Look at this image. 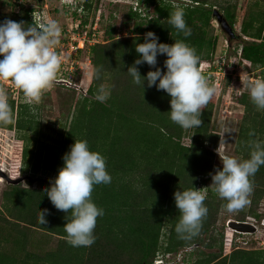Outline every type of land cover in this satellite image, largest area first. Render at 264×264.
<instances>
[{"label":"trees","instance_id":"obj_1","mask_svg":"<svg viewBox=\"0 0 264 264\" xmlns=\"http://www.w3.org/2000/svg\"><path fill=\"white\" fill-rule=\"evenodd\" d=\"M77 1L78 8L90 12L93 1L98 4L100 0ZM137 1L145 10L151 7L152 14L142 17L130 8L125 15L126 24L134 22L130 35L114 36L115 28L108 26L106 40L91 47L92 77L87 96L76 99L69 127L56 144L41 145L43 148L33 156L28 144L40 131L36 116L20 102L19 89V101L10 95L6 98L9 122L0 121V129L23 132L15 141L16 158L21 159L22 167L9 176L15 179L30 173L31 179L39 180L35 189L17 185L3 193L2 211L6 215L0 217V264H155L158 257L194 246L191 264H264V250L240 249L233 245L234 232L225 229L223 233L216 228L226 201L218 198L214 189L206 191L204 205L208 211L199 233L190 240L177 234L180 212L175 208L174 192L192 187L198 190L201 179L211 180L210 174L221 168L214 163L212 151L219 143V134L211 126L213 103L202 109L203 123L198 128L182 129L169 119L170 97L155 87L148 88L146 83L143 89L136 86L126 73L139 58L135 46L144 42L147 32L155 33L160 43L183 40L200 57L198 70H212L213 59L223 54L218 51V37L214 35L213 9L219 10L233 28L238 5L233 0ZM177 5L184 9V19L191 29L188 37L168 23ZM241 11L240 32L230 43H238L244 68L259 71L264 79V0H247ZM32 13V9L20 5L16 13H0V22L11 19L36 25ZM86 24L85 17L82 25ZM165 59L157 57V67L162 71ZM138 67L142 77L155 70L147 64ZM101 90L109 93L104 102L96 99ZM236 101L243 107V115L234 153L243 160L249 158L252 141L264 143V110L256 108L248 92ZM250 132L255 135L250 136ZM188 136L190 144L186 146L182 141ZM74 140H87L90 150L105 158L111 176V183L94 186L92 192V201L104 215L97 218L95 243L90 247L67 243L63 226L71 214L65 216L55 209L44 191L63 166L62 157ZM41 172L49 179L37 178ZM249 179L250 206L247 213L235 216L236 221L260 218L256 206L264 198V166ZM43 209L49 212L46 225L38 222L36 212ZM35 233L42 238L36 239ZM53 239L55 245L44 248L45 242Z\"/></svg>","mask_w":264,"mask_h":264},{"label":"clouds","instance_id":"obj_2","mask_svg":"<svg viewBox=\"0 0 264 264\" xmlns=\"http://www.w3.org/2000/svg\"><path fill=\"white\" fill-rule=\"evenodd\" d=\"M184 16V9L177 5L168 17V23L177 33L188 37L191 29ZM61 35V26L54 19L39 26L11 19L0 22V80L11 79L26 102L39 103L44 90L52 86L65 58L56 50ZM143 41L135 46L139 58L128 67L127 75L136 86L143 89L146 83L148 88L155 87L170 97L168 113L173 123L185 130L198 128L203 123L200 118L202 109L212 99L215 90L198 70L200 57L196 50L183 40L160 43L153 32L145 33ZM158 56L166 57L163 62L165 71L157 67ZM143 64L155 70L142 77L138 66ZM96 72L98 74L99 69ZM245 81L250 101L258 110H264V79L245 77ZM108 95L101 90L96 99L104 102ZM0 121L9 122V107L3 90H0ZM250 147L248 159L224 156L220 160L222 167L210 174L211 186L218 198L226 201L224 207L229 213L249 203L248 196L252 192L249 178L264 166V143L252 141ZM62 160L63 166L44 191L55 209L65 216L71 214L63 226L67 243L72 247H90L95 243L97 218L104 215L103 209L92 201V192L94 186L111 183V176L106 170L105 158L91 151L87 140H74ZM173 198L175 208L180 212L175 231L183 239L190 240L199 233L202 218L207 215L206 193L192 187L175 191ZM36 212L38 222L46 225L48 209Z\"/></svg>","mask_w":264,"mask_h":264},{"label":"rangeland","instance_id":"obj_3","mask_svg":"<svg viewBox=\"0 0 264 264\" xmlns=\"http://www.w3.org/2000/svg\"><path fill=\"white\" fill-rule=\"evenodd\" d=\"M78 2L77 0H0V13H16L18 7L23 5L25 8L32 9L35 12L34 18L38 25L46 23L49 19H54L59 23L62 29L60 44L57 46L56 50L60 55H62L63 52L62 57L65 58L61 61L56 79L52 86L44 90L39 103L26 102L23 94L20 98V102L28 105L30 112L35 114L36 121L40 126V131L37 135L33 136L32 142L28 144L33 156H36L35 154H37L41 145L50 147L56 144V142L61 139L63 132L68 129L74 113L75 101L76 99L87 96L86 91L91 82L92 65L90 63V49L94 44L102 43L106 40L105 31L108 26H113L115 28L114 36L126 37L130 35V31L134 25V22L125 23V15L130 8H132L133 11L139 12L142 17L145 16L146 13L152 14L151 7L145 10V7L139 4L137 0H100L98 4H96V1H93L90 12L78 8ZM232 2H236L238 5L236 24L233 27L235 34L238 35L243 18L241 9L246 4L247 0H233ZM74 13H76V15H74ZM85 17L87 18V24L82 25V21ZM212 25L214 28V35L218 37V51L223 53L218 55L217 58L222 56L229 58L232 65H234V69L231 73L237 77L235 83L239 84L242 82L239 76L244 77L246 74L248 75L249 70L237 64L239 62L240 51L238 43L236 41L232 43L227 41V37L221 31L215 19ZM249 73H252L253 76L251 77L253 79H258V77H260L259 71ZM225 78L226 80L223 79L221 81L219 88H216L214 92L215 98L209 101V103H213L211 126L215 133L219 134V143L217 147L212 150L215 156L214 163L219 167H222L220 160L222 161L224 156L238 159L234 153V145L238 123L243 115V107L236 101L239 96H235V94L231 93L227 86L229 77L225 76ZM260 79L262 78L260 77ZM59 81L61 82L58 83ZM243 81H245V78H243ZM64 82L72 86L81 87L85 93L80 92L78 89ZM0 90H3L6 98L10 95L11 99L19 101L18 89L12 83L11 79L7 81L0 80ZM245 91H247V88ZM22 134L23 132L15 133L13 131L0 129V171L2 170L1 172L8 176L11 172L19 171L22 167L21 159L16 158L17 150L15 148V141ZM182 142L184 145L189 146V136L184 138ZM39 175L40 176H37V178L43 180L49 179L47 176L42 175V172L39 173ZM27 176H30V173H28ZM52 179L51 177V180ZM29 183L31 185H27V182H23L20 185L26 189L36 188L37 182ZM9 186L10 185L0 177V217L1 215H6L5 212L2 211L3 193L8 190ZM199 189L204 193H206L207 189L212 190L211 180H207L206 178L201 179L198 190ZM250 197L251 194L248 196L249 201ZM249 206L248 203L242 209L232 213L223 210L221 214H219L216 228L224 233L225 229H228V222L235 220V216L241 212L247 213ZM256 208V213L260 217L259 219H255L253 223L258 227L257 233L253 235H240L235 233L236 236L232 237L233 245L240 249L264 250V198L259 200ZM34 237L36 239L42 238L39 233H35ZM55 243V239L49 240L45 242L44 248L52 247ZM192 252V250L190 251L189 248H187L175 255H168L164 258L158 257L157 260L161 259L162 264H191V261L195 258L194 254H190Z\"/></svg>","mask_w":264,"mask_h":264},{"label":"built area","instance_id":"obj_4","mask_svg":"<svg viewBox=\"0 0 264 264\" xmlns=\"http://www.w3.org/2000/svg\"><path fill=\"white\" fill-rule=\"evenodd\" d=\"M34 14H35V12L33 11L32 20L36 23L35 18H34ZM36 26H39L38 23H36ZM239 55H240V51H239ZM61 56H63V52H62ZM237 64L244 67L240 62V58H239V62ZM233 69H234V65H232L229 58L222 56L220 58L213 60L212 70L205 71V70L200 69L199 71L204 75L208 84L211 87H213L215 91H216V88H219L221 81L223 79L226 80L225 76H228L229 77V80L227 83L228 89L231 91V93L235 94V96L240 97L242 94H245L246 92H248V91H245L246 90V81H243V78L248 76V78L250 77L249 80H251V79H253L251 77L253 75H252V73L248 72V75L246 74L244 77L239 76V78L241 79L242 82L237 84V83H235V80L237 77H235V75H233L231 73L233 71ZM258 79H260V77H258ZM247 222L254 223L255 220L249 218V219H247ZM159 263L162 264L161 259L155 261V264H159Z\"/></svg>","mask_w":264,"mask_h":264},{"label":"water","instance_id":"obj_5","mask_svg":"<svg viewBox=\"0 0 264 264\" xmlns=\"http://www.w3.org/2000/svg\"><path fill=\"white\" fill-rule=\"evenodd\" d=\"M213 17H214L215 21L218 23L221 31L227 37V39H228L227 41L230 42V40L236 36L234 29L228 24L226 19L223 17V15L216 8L213 9ZM60 82L61 81H59L58 83H60ZM64 83H66V82H64ZM66 84H68V83H66ZM68 85L72 86L70 84H68ZM72 87L78 89L82 93H85L81 87H77V86H72ZM0 177L2 179H4V181L10 186H17L23 182L36 183L39 180V179H31L30 176H21V177L13 179L1 171H0ZM227 227L230 231L237 233V234H240V235H253V234L257 233V231H258L257 226H255L253 223H250L247 221L240 222V221L232 220V221L228 222ZM194 247H190L189 250L190 251L193 250ZM159 264H161V263H159Z\"/></svg>","mask_w":264,"mask_h":264},{"label":"crops","instance_id":"obj_6","mask_svg":"<svg viewBox=\"0 0 264 264\" xmlns=\"http://www.w3.org/2000/svg\"><path fill=\"white\" fill-rule=\"evenodd\" d=\"M90 81H91V79H90ZM90 84V83H89Z\"/></svg>","mask_w":264,"mask_h":264},{"label":"bare ground","instance_id":"obj_7","mask_svg":"<svg viewBox=\"0 0 264 264\" xmlns=\"http://www.w3.org/2000/svg\"><path fill=\"white\" fill-rule=\"evenodd\" d=\"M2 171V170H1Z\"/></svg>","mask_w":264,"mask_h":264}]
</instances>
